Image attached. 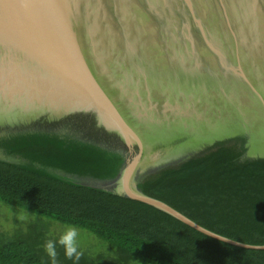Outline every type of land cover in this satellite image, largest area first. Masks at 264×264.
<instances>
[{
    "label": "water",
    "instance_id": "95a60500",
    "mask_svg": "<svg viewBox=\"0 0 264 264\" xmlns=\"http://www.w3.org/2000/svg\"><path fill=\"white\" fill-rule=\"evenodd\" d=\"M34 134L123 157L107 180L50 174L264 250L139 187L235 140L241 163L264 160V0H0V138Z\"/></svg>",
    "mask_w": 264,
    "mask_h": 264
},
{
    "label": "trees",
    "instance_id": "16d2710c",
    "mask_svg": "<svg viewBox=\"0 0 264 264\" xmlns=\"http://www.w3.org/2000/svg\"><path fill=\"white\" fill-rule=\"evenodd\" d=\"M0 146L27 163L0 160V203L32 213L36 221L5 232L0 264H52L44 251L59 237L50 222L88 232L102 247L78 250L75 264H264V250H247L208 237L144 203L71 183L46 171L83 179L115 177L120 153L47 134L3 137ZM241 141L220 145L139 187L207 230L264 246V160L240 162ZM38 164L40 168L33 165ZM57 264H74L56 245Z\"/></svg>",
    "mask_w": 264,
    "mask_h": 264
},
{
    "label": "rangeland",
    "instance_id": "374dc122",
    "mask_svg": "<svg viewBox=\"0 0 264 264\" xmlns=\"http://www.w3.org/2000/svg\"><path fill=\"white\" fill-rule=\"evenodd\" d=\"M21 213H23L26 219H18V216ZM36 218L37 217L33 216L32 213L20 210L15 207H8L0 203V227L5 232L11 231L15 228H25L30 223L36 221ZM49 222V230L57 237H60L67 229L66 226L61 224H57L52 221ZM77 233V242L79 245L78 250H86L91 248L93 251H97L98 247H102V245L99 244V240L88 232L77 230Z\"/></svg>",
    "mask_w": 264,
    "mask_h": 264
},
{
    "label": "clouds",
    "instance_id": "9594fccd",
    "mask_svg": "<svg viewBox=\"0 0 264 264\" xmlns=\"http://www.w3.org/2000/svg\"><path fill=\"white\" fill-rule=\"evenodd\" d=\"M18 219L24 220L26 217L21 213L18 216ZM77 230L74 227H67L66 231L59 237L58 241L48 240L44 244V251L50 257L52 264H57L56 257H57V250L56 245L57 243L63 247L64 255L67 259L73 260L74 264L75 261H79L81 256L83 255L82 252L78 251V242H77Z\"/></svg>",
    "mask_w": 264,
    "mask_h": 264
},
{
    "label": "flooded vegetation",
    "instance_id": "af4514ba",
    "mask_svg": "<svg viewBox=\"0 0 264 264\" xmlns=\"http://www.w3.org/2000/svg\"><path fill=\"white\" fill-rule=\"evenodd\" d=\"M3 138V137H2ZM1 139V138H0ZM0 150H3L4 151V149L0 146ZM0 153H2V152H0Z\"/></svg>",
    "mask_w": 264,
    "mask_h": 264
}]
</instances>
